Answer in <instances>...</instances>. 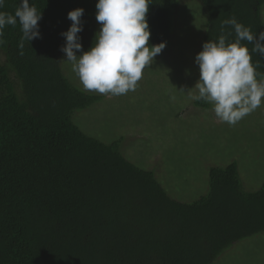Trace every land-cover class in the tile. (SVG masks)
<instances>
[{
  "label": "trees",
  "instance_id": "obj_1",
  "mask_svg": "<svg viewBox=\"0 0 264 264\" xmlns=\"http://www.w3.org/2000/svg\"><path fill=\"white\" fill-rule=\"evenodd\" d=\"M184 1L149 0L151 45L168 43ZM190 1L206 12L201 47L218 40L233 16L264 32V0ZM29 2L42 13L40 38L26 41L21 55L17 23L4 29L0 43V264H212L264 232V183L246 191L237 163L210 168L208 193L180 202L153 171L124 156L122 139L105 144L85 134L74 114L102 97L66 77L61 33L72 24L68 13L83 8L79 35L89 51L99 32L98 0ZM20 3L5 0L0 11L14 14ZM229 32L234 42V29L225 26L223 34ZM251 54L262 79L264 56Z\"/></svg>",
  "mask_w": 264,
  "mask_h": 264
},
{
  "label": "rangeland",
  "instance_id": "obj_2",
  "mask_svg": "<svg viewBox=\"0 0 264 264\" xmlns=\"http://www.w3.org/2000/svg\"><path fill=\"white\" fill-rule=\"evenodd\" d=\"M197 4L181 3L165 49L146 67L136 90L126 95L85 91L72 65L62 62L66 56L61 58L72 84L102 97L77 111L74 122L105 144L122 139L124 156L153 171L169 196L180 202H193L207 194L210 168L233 162L238 164L246 191H257L264 183V104L231 126L217 119L212 104L199 108L189 98V90L198 95L194 88L200 73L195 57L202 51L207 23L206 12ZM212 264H264V232L236 243Z\"/></svg>",
  "mask_w": 264,
  "mask_h": 264
},
{
  "label": "clouds",
  "instance_id": "obj_3",
  "mask_svg": "<svg viewBox=\"0 0 264 264\" xmlns=\"http://www.w3.org/2000/svg\"><path fill=\"white\" fill-rule=\"evenodd\" d=\"M149 0H98L96 21L100 30L95 36L94 46L83 50V8L68 13L70 28L61 33L65 45L60 51L72 65L85 91L113 96L135 91L144 70L166 47L165 43L151 45V31L147 20ZM5 0H0V9ZM42 13L29 0H21L15 13L0 11V43L4 29L20 25L22 37L19 42L21 55L25 42L40 38L39 21ZM225 26H231L236 34L234 42L223 34ZM222 34L218 40H210L195 57L200 77L195 84L198 95L188 91L189 98L202 100L213 106L218 120L235 126L245 116L264 104V79L258 80L259 62L253 63L252 54L264 56V32L253 33L250 27L238 22L236 17L223 21ZM253 44L251 50L242 44ZM82 53L77 55V53ZM175 99V97H172Z\"/></svg>",
  "mask_w": 264,
  "mask_h": 264
},
{
  "label": "bare ground",
  "instance_id": "obj_4",
  "mask_svg": "<svg viewBox=\"0 0 264 264\" xmlns=\"http://www.w3.org/2000/svg\"><path fill=\"white\" fill-rule=\"evenodd\" d=\"M14 8V7H13ZM77 140V139H76Z\"/></svg>",
  "mask_w": 264,
  "mask_h": 264
}]
</instances>
